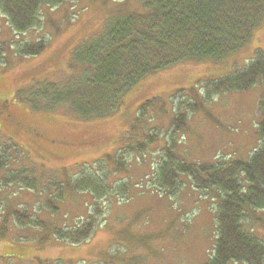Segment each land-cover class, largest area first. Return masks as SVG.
I'll use <instances>...</instances> for the list:
<instances>
[{
	"label": "rangeland",
	"instance_id": "obj_1",
	"mask_svg": "<svg viewBox=\"0 0 264 264\" xmlns=\"http://www.w3.org/2000/svg\"><path fill=\"white\" fill-rule=\"evenodd\" d=\"M118 4L119 0H78L45 6L42 26L25 34L15 33L0 13V42L9 48L5 63L0 64V153L7 148L2 176L28 169L33 171L29 177L45 185L48 180L78 177L83 170L96 175L109 170L108 186L116 189L123 182L128 184L124 195L113 190L104 199L89 193L66 195L59 214L52 218L40 210L47 199L40 191L0 190V225L9 206L27 209L31 216L42 217L59 229L80 227L95 217L93 235L78 245L57 240L41 229L20 228L7 218L8 230L5 236L0 234V264H207L212 258L219 196L197 189L185 175L180 176L179 191L162 190L156 182L157 169L171 141L178 105L204 96L205 84L244 70L258 51L264 52V21L249 44L232 56L185 62L147 76L108 118L82 120L65 108L35 112L17 99V93L34 82H59L67 77L73 51L103 32ZM41 40L48 44L44 53L26 58L16 54L18 44ZM263 95L259 81L249 91L217 95L196 112L183 107L180 113L186 115L187 126L175 135L178 157L194 165L248 161L261 147L258 104ZM8 114L38 129L40 135L34 137L10 123ZM137 142H145L143 154L129 151ZM121 153L125 170L115 173L114 160ZM243 228L264 245V210L247 208ZM44 235L49 242L41 244L38 238Z\"/></svg>",
	"mask_w": 264,
	"mask_h": 264
},
{
	"label": "trees",
	"instance_id": "obj_2",
	"mask_svg": "<svg viewBox=\"0 0 264 264\" xmlns=\"http://www.w3.org/2000/svg\"><path fill=\"white\" fill-rule=\"evenodd\" d=\"M76 1L0 0V13L15 33L25 34L42 26L43 7ZM263 21L264 0H119L106 20L103 32L73 51L67 77L60 78L59 82H34L17 93V99L35 112H56L65 108L82 120L108 118L119 111L123 98L147 76L185 62L220 61L232 56L249 44L253 32ZM47 48L44 40L21 43L16 47V54L21 58L34 57ZM8 50L7 44L0 42L1 65L5 63ZM259 81L264 87L263 51H258L255 60L244 70L205 84L204 96L196 95L194 102L180 103L178 115L172 122L170 144L164 149L157 169L156 182L162 190L179 191L183 184L180 176L185 175L197 189L205 193L215 191L219 196L217 239L207 264H264V245L243 228L247 208L264 210V95L258 104L261 147L248 161L184 163L176 153V132L187 126V117L180 110L184 107L188 112H196L217 95L249 91ZM200 98L202 100L198 101ZM146 107L140 108V118ZM135 144L129 151L143 154L145 142ZM6 155L4 146L0 153V168L7 167ZM114 161L113 171L123 172L126 163L122 153ZM101 163L97 165L100 173ZM106 173L96 175L83 170L78 177L48 180L42 185L38 179L28 176H33V171L28 169L10 171L5 176L0 171V190L19 187L40 191L41 196L47 195L40 210L52 218L59 214L66 195L89 193L104 199L113 190L114 194L124 195L128 184L123 182L116 189L108 186L109 170ZM7 218L20 228L41 229L72 245L87 241L95 228L94 216L80 227L59 229L42 217L31 216L27 209L9 206L7 217L0 225L3 236L8 230ZM38 241L47 243L49 237L44 235Z\"/></svg>",
	"mask_w": 264,
	"mask_h": 264
},
{
	"label": "flooded vegetation",
	"instance_id": "obj_3",
	"mask_svg": "<svg viewBox=\"0 0 264 264\" xmlns=\"http://www.w3.org/2000/svg\"><path fill=\"white\" fill-rule=\"evenodd\" d=\"M4 105V103H3ZM6 118H8V120L10 121V123L17 125V126H21L27 133L29 132L30 135H33L34 137H37L38 135H40V132L38 129L30 126L29 124H23L20 123L19 121H17V118L13 117L12 115H7Z\"/></svg>",
	"mask_w": 264,
	"mask_h": 264
}]
</instances>
